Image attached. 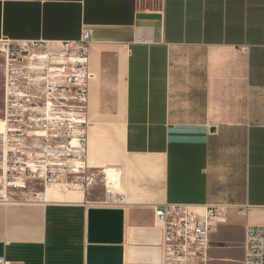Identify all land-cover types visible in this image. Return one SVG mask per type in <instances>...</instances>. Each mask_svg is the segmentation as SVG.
Segmentation results:
<instances>
[{"label": "crops", "instance_id": "1", "mask_svg": "<svg viewBox=\"0 0 264 264\" xmlns=\"http://www.w3.org/2000/svg\"><path fill=\"white\" fill-rule=\"evenodd\" d=\"M83 28L95 182L0 204V258L87 264L88 209L111 207L124 209L123 264H160L153 208L220 204L207 264H241L245 227H264V0H0V40Z\"/></svg>", "mask_w": 264, "mask_h": 264}, {"label": "built area", "instance_id": "2", "mask_svg": "<svg viewBox=\"0 0 264 264\" xmlns=\"http://www.w3.org/2000/svg\"><path fill=\"white\" fill-rule=\"evenodd\" d=\"M91 42L88 28L77 41L0 40V204L45 203L49 187L85 192L95 182L87 141ZM228 208L171 203L154 207V224L161 232L160 264H207L210 234L226 222ZM242 252L241 264H264V227H245ZM0 264H6L3 258Z\"/></svg>", "mask_w": 264, "mask_h": 264}, {"label": "water", "instance_id": "3", "mask_svg": "<svg viewBox=\"0 0 264 264\" xmlns=\"http://www.w3.org/2000/svg\"><path fill=\"white\" fill-rule=\"evenodd\" d=\"M87 264H123L124 209H88Z\"/></svg>", "mask_w": 264, "mask_h": 264}, {"label": "rangeland", "instance_id": "4", "mask_svg": "<svg viewBox=\"0 0 264 264\" xmlns=\"http://www.w3.org/2000/svg\"><path fill=\"white\" fill-rule=\"evenodd\" d=\"M2 111H3V58L0 55V119L2 118Z\"/></svg>", "mask_w": 264, "mask_h": 264}, {"label": "bare ground", "instance_id": "5", "mask_svg": "<svg viewBox=\"0 0 264 264\" xmlns=\"http://www.w3.org/2000/svg\"><path fill=\"white\" fill-rule=\"evenodd\" d=\"M2 130V123H1V121H0V131ZM48 190H49V188H48ZM48 190L46 191V200L47 201H50V199H49V197H48Z\"/></svg>", "mask_w": 264, "mask_h": 264}]
</instances>
